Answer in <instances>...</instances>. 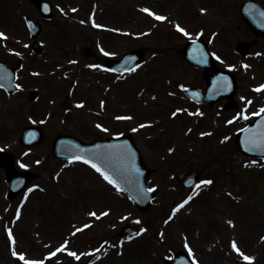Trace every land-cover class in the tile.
<instances>
[{
    "label": "rangeland",
    "instance_id": "rangeland-1",
    "mask_svg": "<svg viewBox=\"0 0 264 264\" xmlns=\"http://www.w3.org/2000/svg\"><path fill=\"white\" fill-rule=\"evenodd\" d=\"M48 1L50 21L26 0H0V63L22 61L18 91L0 90V152L12 156L13 170L32 176L10 198L0 166V264H165L179 250L198 264H248L244 256L264 264V159L245 157L235 145L236 133L264 109V39L245 57L235 51L237 42L254 39L238 14L248 0ZM26 16L43 27L40 56L31 53ZM196 38L208 43L219 68L237 76L235 110L185 96L186 88L205 90L202 71L179 55ZM136 48L144 63L121 76L117 98L118 88L94 70ZM88 50L95 57L87 59ZM106 95L118 101L106 108ZM17 114L22 125L14 124ZM14 126L15 141L6 146L4 131ZM26 126L41 127L39 145L21 146ZM124 133L152 170L148 186L157 196L147 212L89 165L52 154L61 134L90 142ZM191 172L201 178L185 190L180 180ZM129 224L135 234L119 238Z\"/></svg>",
    "mask_w": 264,
    "mask_h": 264
},
{
    "label": "water",
    "instance_id": "water-1",
    "mask_svg": "<svg viewBox=\"0 0 264 264\" xmlns=\"http://www.w3.org/2000/svg\"><path fill=\"white\" fill-rule=\"evenodd\" d=\"M36 3L40 9L42 16L46 19L52 17V8L41 0H30ZM239 14L242 20L252 30L255 36L264 37V10L255 1H249L240 7ZM27 24L30 29L32 37H36L39 32V26L27 19ZM250 47L248 43L238 44L237 49L241 54H245ZM35 52H40L39 46H34ZM183 57L191 64L197 66L207 67L212 61L206 62V53L204 47L200 42H190L183 51ZM143 61V52L140 50L131 51L125 55L122 64V70L128 72L135 66ZM217 80L213 82L210 87L208 97L210 103L215 100L227 98L232 100L235 92L236 85L234 77L227 72L220 71ZM15 70L10 67L0 65V87L4 88L8 93L16 91L14 85ZM191 97L193 94L188 91ZM36 94L32 93L31 98H35ZM235 104L232 102L227 108H234ZM39 129H26L23 133L22 142L29 145L31 138L35 134L38 137ZM41 135V134H40ZM39 135V138H40ZM236 144L239 150L248 156H264V115L255 118L246 129L240 131L236 137ZM54 153L57 157L70 158V159H83L88 160L90 164H96L105 175L109 176L117 187L125 191L131 200L138 206L139 210H145L150 206L153 199L154 192L147 190L145 184L149 175L148 170L143 166L140 154L133 146L130 137L108 140L107 142H96L93 145H84L75 141L70 137H58L54 142ZM263 153V154H262ZM2 164L8 170L11 168V158L9 156L0 157ZM198 174L190 175L185 178L189 185L197 180ZM30 177L23 175L17 183L16 176L11 173L9 177V194L14 196L21 190ZM188 187V186H185ZM133 228H126L122 234H129ZM167 264H192L191 261L182 253L178 252L170 260L166 261Z\"/></svg>",
    "mask_w": 264,
    "mask_h": 264
},
{
    "label": "snow or ice",
    "instance_id": "snow-or-ice-1",
    "mask_svg": "<svg viewBox=\"0 0 264 264\" xmlns=\"http://www.w3.org/2000/svg\"><path fill=\"white\" fill-rule=\"evenodd\" d=\"M145 11H147V10H145ZM149 15H153L151 12H149ZM157 20H163V19H165L164 17H162V16H156L155 17ZM178 30H180V31H183V29H178ZM3 38H6L5 36H4V34L3 33H0V39H3ZM245 67H247V66H245ZM260 90H262V89H257V91H260ZM77 107H82V105H77ZM262 112H264V109H262L261 110ZM118 119H120V118H118ZM141 127H144V125H141ZM84 163H89V161L88 160H84ZM91 167H93L97 172H100L101 173V175H103L104 176V179L105 180H107L108 181V183H110V184H113L114 183V181L109 177V176H107V175H105L103 172H101V169L99 168V167H97V165L96 164H91ZM205 183H208V184H210V183H212L211 181H206ZM119 190V189H118ZM185 203H187V201H185ZM181 207H183V205H181ZM179 209H177V211H178ZM107 213H105V215H106ZM92 215H95V213H92ZM10 235H11V233H10ZM233 249L234 250H236V251H238L239 252V249L237 248V246H236V244H235V242L233 243ZM63 249H59L58 251H62ZM14 255H15V253H13ZM53 255H55V253H53ZM69 255H75V253H69ZM78 258V257H77ZM20 259L21 260H24V257L23 256H21L20 257ZM244 259L246 260V261H248V264H252V262H251V260H250V258L249 257H247V256H244ZM25 264H34V262H30V261H25Z\"/></svg>",
    "mask_w": 264,
    "mask_h": 264
},
{
    "label": "bare ground",
    "instance_id": "bare-ground-1",
    "mask_svg": "<svg viewBox=\"0 0 264 264\" xmlns=\"http://www.w3.org/2000/svg\"><path fill=\"white\" fill-rule=\"evenodd\" d=\"M24 122L23 120V117L20 115V114H17L15 116V119H14V124L17 126V125H22ZM16 126L8 129L7 131H4V134H3V143L4 145L6 146H9L12 142L15 141V131H16ZM29 157V155H25V156H22L21 158L22 159H27ZM12 237H19V235H12Z\"/></svg>",
    "mask_w": 264,
    "mask_h": 264
},
{
    "label": "flooded vegetation",
    "instance_id": "flooded-vegetation-1",
    "mask_svg": "<svg viewBox=\"0 0 264 264\" xmlns=\"http://www.w3.org/2000/svg\"><path fill=\"white\" fill-rule=\"evenodd\" d=\"M120 42V41H119ZM119 48V43L117 44V46H116V49H118ZM93 52H91V51H89L88 52V54H87V56H88V59H91L92 57H93ZM118 97H122V95H120V94H118V96H117V98ZM117 98L115 99V97H110V96H106L105 98H104V104H106V102H109L110 100H112V101H118L117 100ZM106 108H107V105H106Z\"/></svg>",
    "mask_w": 264,
    "mask_h": 264
}]
</instances>
